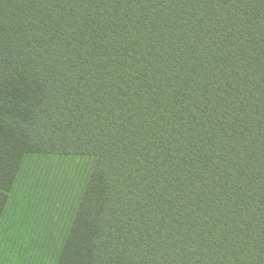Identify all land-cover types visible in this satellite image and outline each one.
Returning a JSON list of instances; mask_svg holds the SVG:
<instances>
[{"label":"rangeland","instance_id":"374dc122","mask_svg":"<svg viewBox=\"0 0 264 264\" xmlns=\"http://www.w3.org/2000/svg\"><path fill=\"white\" fill-rule=\"evenodd\" d=\"M191 4V0H144L143 32L186 29L190 24L194 29ZM208 7L209 31L258 23V0H208ZM126 12V0H77V34L124 33ZM11 35L61 36V0H11ZM199 47L155 46L142 51L145 223L196 217L191 170ZM260 50L258 42L207 48L211 218L224 219L223 204L230 200L235 204L231 212L242 218L258 214ZM125 54L122 50L64 49L22 55V138L114 132L101 125L124 119ZM6 66L7 57L0 53V129L8 127ZM112 78L117 80L110 86ZM110 103L117 106L112 110ZM225 158L244 174L233 184L240 188L248 179L242 192H221L218 174ZM94 161L79 156H26L0 223V264L58 263ZM186 171L188 188L178 180Z\"/></svg>","mask_w":264,"mask_h":264},{"label":"trees","instance_id":"16d2710c","mask_svg":"<svg viewBox=\"0 0 264 264\" xmlns=\"http://www.w3.org/2000/svg\"><path fill=\"white\" fill-rule=\"evenodd\" d=\"M191 2L194 29L190 28V24L186 29L145 34L144 0H126L127 12L123 17L126 32L78 35L77 0H61V36L13 37L11 0H0V53L7 57L8 91V127L0 129V223L27 155L95 159L57 264H264V0H258L259 17L255 27L211 31L208 30V0ZM256 42L261 44L258 77L261 105L258 214L242 218L244 215L231 212L235 204L227 195L230 201L223 204L226 217L211 218L213 205L210 199L214 193L210 171L212 161L208 154L207 48ZM194 44L201 45L197 48L200 53L194 69L195 157L191 170L196 217L145 223L142 51L144 47ZM64 49L126 52L122 78L124 119L101 125L105 130H114L111 133L24 139L20 132L22 55ZM116 80L112 78L108 84L111 86ZM116 106L117 103H110L112 110ZM222 166L218 174L221 192L230 194L234 189L242 192L248 179L239 188L238 184L233 183L238 176L243 179L244 174L230 159L225 158ZM244 173L247 175L246 169ZM178 180L181 186L186 184L188 188L189 172H181Z\"/></svg>","mask_w":264,"mask_h":264}]
</instances>
